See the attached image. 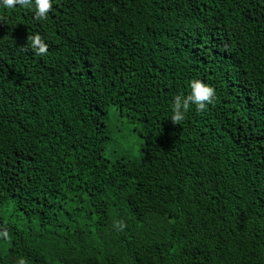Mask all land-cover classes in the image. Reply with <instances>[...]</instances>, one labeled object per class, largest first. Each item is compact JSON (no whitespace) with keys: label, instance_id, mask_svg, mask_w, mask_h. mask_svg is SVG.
Instances as JSON below:
<instances>
[{"label":"trees","instance_id":"1","mask_svg":"<svg viewBox=\"0 0 264 264\" xmlns=\"http://www.w3.org/2000/svg\"><path fill=\"white\" fill-rule=\"evenodd\" d=\"M0 16V264H264V0ZM194 79L214 101L173 124Z\"/></svg>","mask_w":264,"mask_h":264},{"label":"clouds","instance_id":"2","mask_svg":"<svg viewBox=\"0 0 264 264\" xmlns=\"http://www.w3.org/2000/svg\"><path fill=\"white\" fill-rule=\"evenodd\" d=\"M17 7L28 8L33 11L34 19L37 21L47 19L52 10V0H0V13L13 10ZM3 17L0 16V19ZM29 47L37 55L43 56L47 53V43L39 34L27 38ZM189 93L186 96H176L173 98L171 106L170 120L173 124L179 125L184 121L186 114L194 106L197 112L204 111L214 101L216 92L214 87L200 79L190 81ZM126 225L118 222L115 227L122 230ZM6 237L7 233H3ZM18 264H25L24 259H19Z\"/></svg>","mask_w":264,"mask_h":264},{"label":"rangeland","instance_id":"3","mask_svg":"<svg viewBox=\"0 0 264 264\" xmlns=\"http://www.w3.org/2000/svg\"><path fill=\"white\" fill-rule=\"evenodd\" d=\"M107 125H112L113 127V131L111 133L113 141L107 145L106 156L110 159H114L118 155L117 152L119 147H122L123 145V138L127 137L129 143H134L136 141V137H134L133 133H127L125 125L118 117L114 107L108 108Z\"/></svg>","mask_w":264,"mask_h":264}]
</instances>
